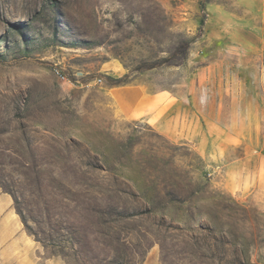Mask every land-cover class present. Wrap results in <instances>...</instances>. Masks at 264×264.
I'll list each match as a JSON object with an SVG mask.
<instances>
[{"label": "rangeland", "instance_id": "374dc122", "mask_svg": "<svg viewBox=\"0 0 264 264\" xmlns=\"http://www.w3.org/2000/svg\"><path fill=\"white\" fill-rule=\"evenodd\" d=\"M0 194L20 264H264V0H0Z\"/></svg>", "mask_w": 264, "mask_h": 264}, {"label": "crops", "instance_id": "0c3cea01", "mask_svg": "<svg viewBox=\"0 0 264 264\" xmlns=\"http://www.w3.org/2000/svg\"><path fill=\"white\" fill-rule=\"evenodd\" d=\"M117 102L123 108V113L127 116L134 118H145L147 122L151 119L155 121V127L161 131L174 135L176 130L175 123L178 113L180 116L179 127L177 131H181L182 124L187 117L186 109L179 110L181 107V95L179 92L162 90L157 91L149 87H144L141 84L121 87L114 91ZM155 102L156 105H155ZM166 107V111L161 113V109ZM190 117H187L189 123ZM185 134L193 136V129L186 127ZM193 137H197L195 134ZM186 139L194 141L186 137ZM195 143H198L194 141ZM0 202L9 205V199L6 195L0 194ZM6 218L8 215H2L0 217V263L1 264H20L17 257L13 253L16 245L24 246L26 248H32L28 245V241L22 231H20L15 224L7 225ZM34 250L38 248L33 247ZM47 264H62L57 260H50Z\"/></svg>", "mask_w": 264, "mask_h": 264}, {"label": "built area", "instance_id": "2783aa9c", "mask_svg": "<svg viewBox=\"0 0 264 264\" xmlns=\"http://www.w3.org/2000/svg\"><path fill=\"white\" fill-rule=\"evenodd\" d=\"M61 76H62L64 79H66V76H64L63 74H61Z\"/></svg>", "mask_w": 264, "mask_h": 264}]
</instances>
